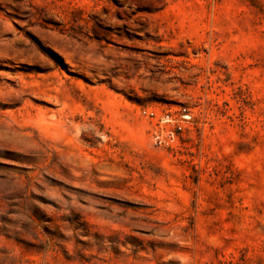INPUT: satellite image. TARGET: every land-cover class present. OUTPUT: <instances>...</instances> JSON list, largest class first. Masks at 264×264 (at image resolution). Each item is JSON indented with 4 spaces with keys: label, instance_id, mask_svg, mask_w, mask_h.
Segmentation results:
<instances>
[{
    "label": "rangeland",
    "instance_id": "374dc122",
    "mask_svg": "<svg viewBox=\"0 0 264 264\" xmlns=\"http://www.w3.org/2000/svg\"><path fill=\"white\" fill-rule=\"evenodd\" d=\"M0 264H264V0H0Z\"/></svg>",
    "mask_w": 264,
    "mask_h": 264
},
{
    "label": "bare ground",
    "instance_id": "6f19581e",
    "mask_svg": "<svg viewBox=\"0 0 264 264\" xmlns=\"http://www.w3.org/2000/svg\"><path fill=\"white\" fill-rule=\"evenodd\" d=\"M53 116V115H52ZM51 117V116H50Z\"/></svg>",
    "mask_w": 264,
    "mask_h": 264
}]
</instances>
